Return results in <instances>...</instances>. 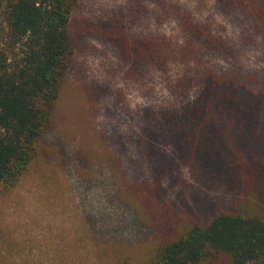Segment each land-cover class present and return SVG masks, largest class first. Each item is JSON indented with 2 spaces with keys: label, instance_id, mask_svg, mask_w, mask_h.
I'll use <instances>...</instances> for the list:
<instances>
[{
  "label": "rangeland",
  "instance_id": "1",
  "mask_svg": "<svg viewBox=\"0 0 264 264\" xmlns=\"http://www.w3.org/2000/svg\"><path fill=\"white\" fill-rule=\"evenodd\" d=\"M263 3L78 0L52 121L0 186V264H150L192 224L264 216Z\"/></svg>",
  "mask_w": 264,
  "mask_h": 264
},
{
  "label": "trees",
  "instance_id": "2",
  "mask_svg": "<svg viewBox=\"0 0 264 264\" xmlns=\"http://www.w3.org/2000/svg\"><path fill=\"white\" fill-rule=\"evenodd\" d=\"M77 2L0 0V186L27 170L52 121L74 54L69 24ZM252 15L264 26V17ZM261 125L264 133V103ZM216 260L264 264V216L220 213L161 241L149 258L150 264Z\"/></svg>",
  "mask_w": 264,
  "mask_h": 264
}]
</instances>
